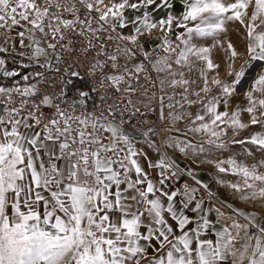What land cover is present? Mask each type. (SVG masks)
I'll return each mask as SVG.
<instances>
[{
	"label": "snow or ice",
	"instance_id": "1",
	"mask_svg": "<svg viewBox=\"0 0 264 264\" xmlns=\"http://www.w3.org/2000/svg\"><path fill=\"white\" fill-rule=\"evenodd\" d=\"M0 264H264V0H0Z\"/></svg>",
	"mask_w": 264,
	"mask_h": 264
},
{
	"label": "rangeland",
	"instance_id": "2",
	"mask_svg": "<svg viewBox=\"0 0 264 264\" xmlns=\"http://www.w3.org/2000/svg\"><path fill=\"white\" fill-rule=\"evenodd\" d=\"M235 25H229L230 30V39L234 43V45L239 50H243L244 47V36L242 33H237L235 29ZM200 176L203 178L204 182L208 183L212 190L217 193L218 196L227 197L229 195L228 191L224 188H221L219 185L215 183L216 176L215 173L207 168H199L197 169Z\"/></svg>",
	"mask_w": 264,
	"mask_h": 264
},
{
	"label": "crops",
	"instance_id": "3",
	"mask_svg": "<svg viewBox=\"0 0 264 264\" xmlns=\"http://www.w3.org/2000/svg\"><path fill=\"white\" fill-rule=\"evenodd\" d=\"M180 162H181L182 165L186 163V161H184L183 158H181Z\"/></svg>",
	"mask_w": 264,
	"mask_h": 264
},
{
	"label": "built area",
	"instance_id": "4",
	"mask_svg": "<svg viewBox=\"0 0 264 264\" xmlns=\"http://www.w3.org/2000/svg\"><path fill=\"white\" fill-rule=\"evenodd\" d=\"M96 99H97V102H99V98L97 97Z\"/></svg>",
	"mask_w": 264,
	"mask_h": 264
},
{
	"label": "trees",
	"instance_id": "5",
	"mask_svg": "<svg viewBox=\"0 0 264 264\" xmlns=\"http://www.w3.org/2000/svg\"><path fill=\"white\" fill-rule=\"evenodd\" d=\"M82 83H86V81H82Z\"/></svg>",
	"mask_w": 264,
	"mask_h": 264
}]
</instances>
